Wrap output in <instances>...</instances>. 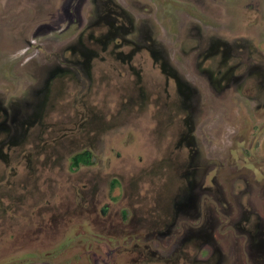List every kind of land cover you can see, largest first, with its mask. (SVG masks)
Segmentation results:
<instances>
[{
  "label": "rangeland",
  "instance_id": "374dc122",
  "mask_svg": "<svg viewBox=\"0 0 264 264\" xmlns=\"http://www.w3.org/2000/svg\"><path fill=\"white\" fill-rule=\"evenodd\" d=\"M230 2L231 12L227 13ZM131 5L134 13L150 17L132 18V37L104 18H89L97 6L93 0H0V100L7 110L13 105L21 107L25 99L33 102L30 118H25L31 123L24 136V132L17 133V142L0 149L4 153L0 156V264H132L125 259L137 254L134 248L156 262L167 259L168 264H175L173 230L166 237L168 230L164 229L160 237L151 236L150 229L104 228L97 220L104 224L108 214L92 220L95 214L88 208L93 196L97 211L105 201L110 202L111 211L119 200H123L121 207L126 206L115 176H122L125 192L142 195L148 184L166 178L170 173H160L158 160L164 158L165 143L177 136L189 112L179 114L174 103L179 85L172 78L167 83L166 72L151 66L152 57L140 50L144 40L133 37L134 33L145 30L154 37L155 49L161 54L169 52V66L183 74L193 51L183 53V45L192 46V39L185 37L201 30V19L216 23L213 18L219 12L215 5L224 16L243 21L253 18L239 24L255 43L250 42L249 51L264 53V39L259 42L257 35L259 31L264 34V0H133ZM123 23L129 28V22ZM132 47L140 48L132 56V62L142 67L137 76L128 73L125 58L117 56L119 50L126 53ZM58 63L68 71L55 84L46 82L35 93L39 69ZM211 68L219 67L213 63ZM188 82L198 91L197 99L194 93L189 100L197 105V113L190 117L200 131L194 137L201 143L202 160H209L214 151L203 145L209 138L210 143L214 140L209 131L214 121L223 117L236 122L238 116L237 121L248 125L256 116L251 113L247 121L245 111L254 103L262 102V108L256 110L259 115L264 112V98L235 92L230 94H234V102L227 103L223 113L226 103L213 102L217 97L206 80ZM45 86L52 87L45 91ZM163 88L169 90V97ZM247 90L257 94L251 86ZM259 95L264 97V91ZM81 150L90 153L91 161L74 165L72 156ZM169 150L179 152L181 159L187 154L180 146ZM231 164L234 173L232 167H218L219 182L233 185L234 194L247 185L239 176L247 173L236 174L235 163ZM256 185L249 189L259 196L264 184ZM225 249L231 250V246ZM200 255H206L205 251L197 253ZM139 258L142 260V253ZM176 264H182L180 259Z\"/></svg>",
  "mask_w": 264,
  "mask_h": 264
},
{
  "label": "flooded vegetation",
  "instance_id": "af4514ba",
  "mask_svg": "<svg viewBox=\"0 0 264 264\" xmlns=\"http://www.w3.org/2000/svg\"><path fill=\"white\" fill-rule=\"evenodd\" d=\"M6 1L3 0V2ZM93 2H96L97 6L92 9L93 13L89 18H104L110 22L113 28L118 30L120 27L122 32H129L128 35L131 37L134 29L131 24L132 18H150L134 13L132 8L134 5H131L133 0H93ZM231 3L227 13L231 12ZM202 5L205 7L206 3ZM214 7L219 12V15L213 18L216 23L211 22L210 19L207 21L201 19V30L194 31L195 35L185 37L192 39V46L183 45V53L190 52L192 49L193 51L189 53L190 61L184 66L183 74H178L169 66L170 53L165 50V53L161 54L158 49H155L154 37L146 34L145 30L136 32L133 36L144 40L141 49L132 47L126 53L123 51L121 53L120 50L117 52L118 58H125L123 61L124 65L128 67V73L137 76L142 67L132 62V56L135 50H146L152 57L151 66L159 67L163 72H166L167 83H170L168 80L172 78L174 83L179 85V93L174 98L176 107L180 108L179 114L184 113L186 116V109L189 112L183 118L184 126L178 131L177 136L170 137L171 139L169 138L165 143L162 154L164 156L165 153L164 158L158 160L162 167L160 173H167V171L170 173H167L166 178H160L156 182L148 184L149 186L145 190L146 194L142 195L140 192L133 193L131 190L125 192L122 176H115L114 178L121 186L122 196H126V206L121 207L123 200H119L117 204H114L116 208L111 211L108 209L111 205L110 202L105 201L102 208L99 209L100 211H97V206H94L96 199L93 196V199L89 198L92 205L88 208L95 214L92 220L103 219L104 215L108 214V220H103L104 224L101 220H97L104 228L108 225L115 229L130 227L150 229L151 236L158 234L160 237H163L164 229L168 230L166 237H169L173 230L176 246L172 260L175 264L178 259L182 264H264V188L259 196L254 195V192L249 189L256 188V182L260 185L264 184V112L259 115L256 110L261 107L262 102L254 103V106L249 107V112L245 111L247 121L251 113L256 116V119H250L248 125H244L245 121L243 123L237 121L239 120L238 116L235 117L236 122L221 117L212 123L213 126L209 129L210 137H213L218 144L214 140L210 143V138L208 141L205 140V144H203L205 148L208 149L207 145H209V148L213 147L214 150L213 153L211 151L209 160L201 158V143L199 144L194 137L200 131L193 126L194 122L190 117L191 114L197 113L195 107L197 105L190 103V94L195 93L194 99L196 100L198 91L196 88H191L189 79L193 82H195V78L206 80L214 93L213 95L217 97V99L213 97V102L223 105L226 103L223 113L227 109V103L232 101L234 95L231 96L232 93L250 94L260 100L264 98L259 95V92L264 91V63L261 61L264 59V53L262 50L257 54H252L249 51V44L254 41L248 37L247 30L243 31V25L239 24H247L253 18H244L245 21L241 18H230L224 16L217 5ZM126 21L130 23L127 29L123 26V22ZM211 33L213 34L211 35ZM257 35L259 42L264 39L262 31H259ZM17 48L19 49V47ZM70 48L73 50L72 47ZM66 60H70L69 57H66ZM213 63L218 64L219 68H211ZM63 71L68 70L61 63L54 64L52 68L45 70L40 68L39 81L35 78L37 82L35 81L33 91L40 93L39 86H43L46 82L50 85L55 84L58 77H62ZM249 86L257 89V94H254L255 91L249 93L247 90ZM51 87L45 86L44 90L49 91ZM162 90L166 92V97H169V90L167 88ZM26 93L24 92V94ZM4 104L5 102L0 100L1 150H3L2 147L10 148L13 143L17 142L15 135L26 131L27 124L31 123L27 121L30 118L29 112L33 108V102L27 99L22 102L21 107L9 104L12 106L11 110H7ZM219 125L222 126L218 127ZM192 131L194 134L191 133ZM24 134L25 132L22 136ZM22 136L20 139L24 140ZM172 140L179 142L175 143ZM170 146H180L184 148V151H187V154L181 159L179 152L174 154L169 152ZM83 151L85 150H81V152ZM204 153L206 156L208 155V153ZM2 155L4 153L0 152V156ZM231 163H235L236 170H238L236 174L242 171L248 174L239 175L247 185L238 187V191L234 194H231L233 185L224 186L219 182L218 167H224V165L232 167L230 170L234 173ZM154 191L155 196L152 195ZM252 192L253 194H251ZM125 208L130 211L126 212ZM179 217L181 219L178 220ZM175 226L176 230H174ZM149 234L148 236H150ZM227 245L231 246V250L225 249ZM205 247L207 249H203ZM134 249L137 254L125 259L130 261L129 263L137 264V261L141 263L144 261L146 264H168L167 259L163 262H156L142 249ZM203 250L206 255L198 257L197 253ZM231 251L232 254H229ZM141 253L147 260H143V258L140 260ZM228 254L232 257H228ZM122 255L124 258L125 254Z\"/></svg>",
  "mask_w": 264,
  "mask_h": 264
},
{
  "label": "trees",
  "instance_id": "16d2710c",
  "mask_svg": "<svg viewBox=\"0 0 264 264\" xmlns=\"http://www.w3.org/2000/svg\"><path fill=\"white\" fill-rule=\"evenodd\" d=\"M73 164L76 165L78 164L79 162H83L85 164H88L90 163V153L87 152V151H83V152H78L76 153L75 155H73Z\"/></svg>",
  "mask_w": 264,
  "mask_h": 264
},
{
  "label": "crops",
  "instance_id": "0c3cea01",
  "mask_svg": "<svg viewBox=\"0 0 264 264\" xmlns=\"http://www.w3.org/2000/svg\"><path fill=\"white\" fill-rule=\"evenodd\" d=\"M41 264H44V262L43 263L41 262Z\"/></svg>",
  "mask_w": 264,
  "mask_h": 264
}]
</instances>
